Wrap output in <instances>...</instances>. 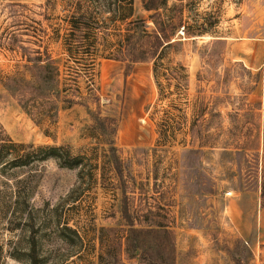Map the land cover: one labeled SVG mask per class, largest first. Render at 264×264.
Listing matches in <instances>:
<instances>
[{
	"label": "rangeland",
	"instance_id": "rangeland-1",
	"mask_svg": "<svg viewBox=\"0 0 264 264\" xmlns=\"http://www.w3.org/2000/svg\"><path fill=\"white\" fill-rule=\"evenodd\" d=\"M1 2L25 5L0 11V123L12 139L0 145V264H96L99 228L124 226V208L136 225L173 230L175 264H264V0H167L181 44L157 82L150 61L70 56L67 0ZM135 8L150 29L153 10ZM109 12L98 17L113 41L125 21ZM45 55L64 88L36 122L3 81ZM41 145L65 157L13 160Z\"/></svg>",
	"mask_w": 264,
	"mask_h": 264
},
{
	"label": "trees",
	"instance_id": "trees-1",
	"mask_svg": "<svg viewBox=\"0 0 264 264\" xmlns=\"http://www.w3.org/2000/svg\"><path fill=\"white\" fill-rule=\"evenodd\" d=\"M50 1V0H49ZM70 6L67 23L68 31L64 36V45L70 56L77 57L79 53L91 54L93 51L104 57L125 61L131 66L138 61H150L154 77L158 79L159 66L164 62L166 53L170 47L181 44V39L176 36V27L180 21L173 15L164 18L162 7L167 0H140L142 8L153 10L148 18L152 21L149 29L147 18L140 9L135 8V0H67ZM14 5L24 3H11L9 9H5L0 0V11L7 14L16 13ZM109 12V19L113 21H125L123 31H114L115 40L109 41L104 18L98 15L103 11ZM139 14L137 17L136 15ZM182 31L186 36H195L185 24ZM5 27L4 33H14ZM186 28V29H185ZM24 48V45H18ZM28 77L19 74H10L4 77L3 86L16 97L21 108L38 122L37 116H51L56 109L57 100L53 93L59 96L64 88L61 85V70L59 65L53 63L49 55L26 63ZM185 69L178 62L177 66ZM169 79L186 78L187 74L173 75L165 73ZM159 84V83H157ZM67 102L72 103L73 97H66ZM3 140H12L0 123V145ZM30 145V144H29ZM38 149H44V153L32 155L26 153L13 159L16 162H28L30 158H46L48 156L61 160L65 157L62 146L41 145ZM246 147H242L244 153ZM3 158L2 155L0 159ZM72 165V162L66 163ZM257 187L260 190L261 203L264 205V159L260 165V175ZM125 219L124 226H101L98 233L97 263L96 264H175V236L172 229L161 224L145 223L142 219L138 225L133 221L127 209H123ZM242 258L235 256L234 264H241Z\"/></svg>",
	"mask_w": 264,
	"mask_h": 264
},
{
	"label": "water",
	"instance_id": "water-1",
	"mask_svg": "<svg viewBox=\"0 0 264 264\" xmlns=\"http://www.w3.org/2000/svg\"><path fill=\"white\" fill-rule=\"evenodd\" d=\"M137 17L139 16V14L136 15Z\"/></svg>",
	"mask_w": 264,
	"mask_h": 264
}]
</instances>
